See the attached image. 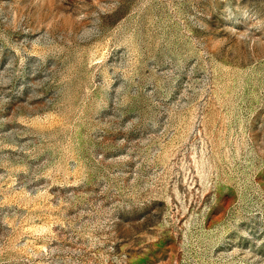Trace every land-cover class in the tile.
<instances>
[{"label": "rangeland", "instance_id": "obj_1", "mask_svg": "<svg viewBox=\"0 0 264 264\" xmlns=\"http://www.w3.org/2000/svg\"><path fill=\"white\" fill-rule=\"evenodd\" d=\"M0 264H264V0H0Z\"/></svg>", "mask_w": 264, "mask_h": 264}]
</instances>
